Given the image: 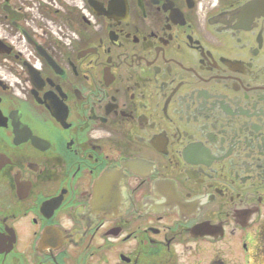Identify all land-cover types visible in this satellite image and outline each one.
<instances>
[{
  "label": "flooded vegetation",
  "instance_id": "flooded-vegetation-1",
  "mask_svg": "<svg viewBox=\"0 0 264 264\" xmlns=\"http://www.w3.org/2000/svg\"><path fill=\"white\" fill-rule=\"evenodd\" d=\"M243 1L0 0V264H264Z\"/></svg>",
  "mask_w": 264,
  "mask_h": 264
},
{
  "label": "bare ground",
  "instance_id": "bare-ground-1",
  "mask_svg": "<svg viewBox=\"0 0 264 264\" xmlns=\"http://www.w3.org/2000/svg\"><path fill=\"white\" fill-rule=\"evenodd\" d=\"M252 86H254V87H258V85H253V84H252ZM218 92H219V91H216V93H215V96H214V97H215V101H213L212 103L209 104L211 107H217V106H222V105H224V102H221V101L218 99V96H217ZM263 93H264V91H263ZM206 130L215 131V132H217V133L220 132L219 128L217 127V124H215L213 127L209 126ZM124 195H125V191H122V192H121V196H124Z\"/></svg>",
  "mask_w": 264,
  "mask_h": 264
}]
</instances>
